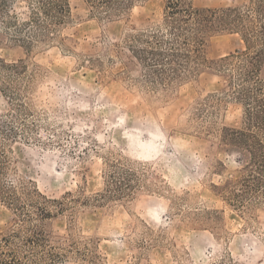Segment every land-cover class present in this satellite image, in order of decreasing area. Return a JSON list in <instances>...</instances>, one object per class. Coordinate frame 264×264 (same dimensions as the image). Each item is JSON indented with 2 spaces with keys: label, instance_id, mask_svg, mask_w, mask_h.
<instances>
[{
  "label": "rangeland",
  "instance_id": "374dc122",
  "mask_svg": "<svg viewBox=\"0 0 264 264\" xmlns=\"http://www.w3.org/2000/svg\"><path fill=\"white\" fill-rule=\"evenodd\" d=\"M69 3L54 39L32 47L0 19V60L17 65L0 74L1 179L62 202L44 221L63 254L52 264H264V198L240 204L223 191L249 159L219 139L220 128L240 125L242 108L219 95L215 62L244 49L240 36L213 34L197 74L154 86L128 38L161 22L163 0L112 17ZM29 4L12 0L10 15L26 20ZM111 165L134 173L129 196L103 198ZM16 222L0 198V237Z\"/></svg>",
  "mask_w": 264,
  "mask_h": 264
},
{
  "label": "trees",
  "instance_id": "16d2710c",
  "mask_svg": "<svg viewBox=\"0 0 264 264\" xmlns=\"http://www.w3.org/2000/svg\"><path fill=\"white\" fill-rule=\"evenodd\" d=\"M11 1L0 0L1 23L12 28L17 41L29 47L54 39L58 27L65 24L70 14L69 0H30L28 18L19 21L9 13ZM84 1L91 10L112 17L145 0ZM163 2L161 22L128 38V46L141 63L145 81L150 85L169 86L197 74L208 63L204 49L213 34L234 33L243 41V50L215 62V69L224 74V87L219 95L242 108L240 125L223 126L219 139L249 155L243 167L245 173L223 191L228 199L240 204L242 198H264V78L260 77L264 60V0H247L242 6L225 7H194L191 0ZM16 66L0 60V74ZM1 144L0 141V198L14 211L18 222L0 237V264L55 263L63 254L50 244L44 221L52 216L50 204L62 202L47 198L33 186L17 188L12 183L4 184L1 176L7 161ZM111 167L108 175L111 188L105 190L103 198L129 196L137 186L134 173L119 165ZM56 210H62V206Z\"/></svg>",
  "mask_w": 264,
  "mask_h": 264
}]
</instances>
